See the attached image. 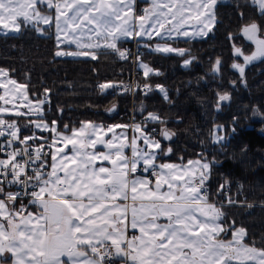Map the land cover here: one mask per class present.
<instances>
[{
	"label": "snow or ice",
	"instance_id": "obj_1",
	"mask_svg": "<svg viewBox=\"0 0 264 264\" xmlns=\"http://www.w3.org/2000/svg\"><path fill=\"white\" fill-rule=\"evenodd\" d=\"M252 2L264 16V0ZM217 5L218 0H150L138 9L136 0H0V29L47 35L54 26L57 57L96 59L110 50L127 60L131 53L121 44L137 38H146L143 47L151 52L183 57L188 50L171 41L207 36L217 24ZM240 34L254 45L250 53L232 45L233 55L243 60L232 67L243 77L247 65L264 58V24L244 23ZM229 39L236 36L230 33ZM66 45L75 50H65ZM135 63L145 78L159 75L139 54ZM220 65L217 59L213 70ZM115 87L111 81L97 85L101 93ZM50 91L30 96L27 84L0 67V137L5 138L0 141V264H114L116 259L120 264H264V246L247 243V229L229 221L223 202L217 206L209 199L213 161L158 163L161 152L173 150L165 152L156 130L144 122L85 120L78 127L65 124L62 131L58 120L45 118ZM229 99L219 95V101ZM12 115L16 119L8 118ZM24 118L28 122L21 125ZM145 120L160 118L149 112ZM28 129L50 133V142L36 131L25 135ZM160 135L169 140L174 133L162 129ZM141 165L154 181L137 175ZM226 184L219 186L220 194ZM227 204L238 201L229 196ZM229 232L231 239L223 238Z\"/></svg>",
	"mask_w": 264,
	"mask_h": 264
},
{
	"label": "trees",
	"instance_id": "obj_2",
	"mask_svg": "<svg viewBox=\"0 0 264 264\" xmlns=\"http://www.w3.org/2000/svg\"><path fill=\"white\" fill-rule=\"evenodd\" d=\"M241 12L243 19L239 15ZM216 15L217 24L207 36L171 41L175 47L188 50L183 57L151 52L143 47L146 38L125 40L122 48L135 45L143 62L159 73L148 78L135 63V57L124 60L110 50L98 52L96 59L55 56L53 28L47 35L30 28L20 33L0 31V67L10 70L12 78L19 83L27 84L30 96L51 90L50 103L45 105V118L47 122L58 120L62 131L65 124L78 127L79 122L85 120L102 123L127 120L118 115L131 109H134L135 119L147 116L149 112L158 115L162 122L153 121L156 128L160 132L167 129L174 133L168 141L157 135L165 152L169 147L173 150L167 155L161 152L159 158L185 162L203 157L213 161L208 181L210 201L219 205L223 202V211L229 221L235 219L238 226L247 229L246 242H255L257 247H262L264 58L247 65L241 77L232 67L242 59L233 55V40L229 39V34L236 35L242 24L252 20L264 24V16L252 0H218ZM155 42L158 41L153 38ZM64 47L65 50L73 48L71 45ZM217 59L221 61L220 70L214 71ZM184 60L191 62L185 66ZM133 70L135 79L147 82L151 91L130 94L118 90L119 83ZM106 81L114 82L117 87L99 92L97 85ZM157 86L165 91L161 92ZM224 93L230 99L219 101V95ZM113 105L115 109L109 113L108 109ZM58 108L63 111L58 112ZM8 118L16 119L14 115ZM27 119H20L19 123L24 125ZM215 127L226 139L213 140ZM32 131H36L37 136H50L48 132L34 129H28L24 134ZM225 181L227 184L220 194L219 186ZM229 196L238 201L237 206L227 204Z\"/></svg>",
	"mask_w": 264,
	"mask_h": 264
},
{
	"label": "built area",
	"instance_id": "obj_3",
	"mask_svg": "<svg viewBox=\"0 0 264 264\" xmlns=\"http://www.w3.org/2000/svg\"><path fill=\"white\" fill-rule=\"evenodd\" d=\"M123 49H127L131 53L130 56L132 57V59L136 56V54L139 51L138 48L135 47V45H132L130 47H125ZM145 84L149 85L147 82L137 81L135 79V74H134V70H133L132 74L129 77H127L121 83H119L118 90L125 91L124 86H128L129 90L127 92H129L130 94H133V92H135V91H140L141 93H146L144 91V85ZM121 87H122V89H120ZM118 117L119 118L125 117L128 121V124L144 122L149 131H151L152 129H155L156 135L160 134V131L156 128V126L154 125L152 120H145L146 116H142V117L135 119V116L132 114V109L129 111H124L122 114H119ZM4 139H5L4 137H0V141H3ZM49 142H50V140H49ZM48 159H49V163H50V157H48ZM206 187L208 189V194H210V185L208 182H207ZM23 203L28 204V199L25 198L23 200ZM29 207H34V205H29ZM117 261H118V259L114 260V264H117Z\"/></svg>",
	"mask_w": 264,
	"mask_h": 264
},
{
	"label": "crops",
	"instance_id": "obj_4",
	"mask_svg": "<svg viewBox=\"0 0 264 264\" xmlns=\"http://www.w3.org/2000/svg\"><path fill=\"white\" fill-rule=\"evenodd\" d=\"M149 1L148 0H137V6L139 5V7H146L148 5ZM53 32H54V26H53ZM127 120H123V121H119V122H116V123H121V124H127ZM98 124H103V125H110V124H116V123H102V122H97ZM118 132L120 131L119 129L117 130ZM132 135V131L131 129L128 130V136L131 137ZM142 143V142H140ZM98 150H103V147L102 146H98ZM125 153L127 155H131V151L130 149H125ZM192 160H196V159H192ZM51 162V161H50ZM158 163H163V162H168V163H186L187 161L185 162H179V161H172V160H167V159H161L159 158V160L157 161ZM105 163V166H110L107 164V162H104ZM137 175L139 176H148L149 179L153 180L154 181V178L151 176V170L147 173H145L143 171V166L141 165L140 167H138V172H137ZM213 202V201H211ZM215 203V202H213ZM217 204V203H216ZM217 206H219V204H217ZM32 211H37L36 207L34 206V210ZM133 232V230L129 229V234L131 235ZM138 234V233H137ZM223 238L225 239H231V233H229L228 236H224ZM7 264H11V261L9 260L7 262ZM117 264H120V260L118 259L117 261Z\"/></svg>",
	"mask_w": 264,
	"mask_h": 264
},
{
	"label": "rangeland",
	"instance_id": "obj_5",
	"mask_svg": "<svg viewBox=\"0 0 264 264\" xmlns=\"http://www.w3.org/2000/svg\"><path fill=\"white\" fill-rule=\"evenodd\" d=\"M149 2H150V0H148ZM136 3H137V0H136ZM258 7V6H257ZM144 7H139V5H138V9H143ZM0 31H3V32H8L7 30H2V29H0ZM236 36V39L235 40H233V42H232V45L235 43L237 46H242L243 48H244V50L247 52V53H250L253 49H254V45L252 44V43H248L247 42V40H245L244 39V37L242 36V34H240V28H239V30H238V32H237V34L235 35ZM182 38H184V37H182ZM138 39V38H137ZM159 42V41H158ZM71 46H73V48L71 49V50H75V46L74 45H71ZM174 46V45H173ZM122 47V46H121ZM241 59H242V57H241ZM243 62V60H241V61H239V63H242ZM240 74V73H239ZM144 80V79H143ZM241 81H243V79L241 78ZM141 83V82H140ZM122 85V84H121ZM120 89H122V87L120 88ZM113 103L115 102V100H113L112 101ZM22 107V106H21ZM133 111H134V109H132V114H133ZM28 122V119L25 121V124ZM95 123H97V122H95ZM104 123V122H103ZM116 123V122H115ZM105 124V123H104ZM127 124H128V122H127ZM217 134H219V135H222V133H219L218 131H217V127H215L214 128V132H213V140L215 141V142H217L216 140H215V135H217ZM51 135V134H50ZM157 138H159L160 139V137L159 136H157ZM49 140H50V136H49ZM162 142V141H161ZM163 143V142H162Z\"/></svg>",
	"mask_w": 264,
	"mask_h": 264
},
{
	"label": "water",
	"instance_id": "obj_6",
	"mask_svg": "<svg viewBox=\"0 0 264 264\" xmlns=\"http://www.w3.org/2000/svg\"><path fill=\"white\" fill-rule=\"evenodd\" d=\"M110 109H111V108H110ZM108 112L110 113V112H113V111H108ZM161 138L163 139V137H162V136H161ZM163 140H164V139H163ZM164 141H168V140H164Z\"/></svg>",
	"mask_w": 264,
	"mask_h": 264
}]
</instances>
